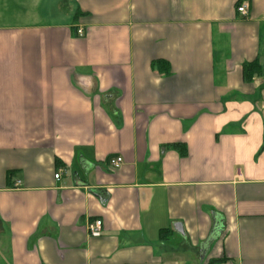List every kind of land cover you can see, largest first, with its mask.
Instances as JSON below:
<instances>
[{
  "label": "crops",
  "instance_id": "0c3cea01",
  "mask_svg": "<svg viewBox=\"0 0 264 264\" xmlns=\"http://www.w3.org/2000/svg\"><path fill=\"white\" fill-rule=\"evenodd\" d=\"M254 62L264 0H0V264H264Z\"/></svg>",
  "mask_w": 264,
  "mask_h": 264
},
{
  "label": "built area",
  "instance_id": "2783aa9c",
  "mask_svg": "<svg viewBox=\"0 0 264 264\" xmlns=\"http://www.w3.org/2000/svg\"><path fill=\"white\" fill-rule=\"evenodd\" d=\"M246 8L247 7L244 5L240 6L238 7L237 12L244 15ZM77 34L79 37L82 36V30H78ZM108 163H109L110 168L117 169L122 165L123 161L120 157H115V158H111ZM59 176L60 175L57 173L55 174L54 178L58 180ZM18 185H19V182H16L15 186L17 187ZM101 230H102V222L99 220L91 222L87 225V231L89 235L92 237H99L101 234Z\"/></svg>",
  "mask_w": 264,
  "mask_h": 264
},
{
  "label": "trees",
  "instance_id": "16d2710c",
  "mask_svg": "<svg viewBox=\"0 0 264 264\" xmlns=\"http://www.w3.org/2000/svg\"><path fill=\"white\" fill-rule=\"evenodd\" d=\"M244 76H250V75H261L262 69L257 63H249V65H245L243 68Z\"/></svg>",
  "mask_w": 264,
  "mask_h": 264
},
{
  "label": "water",
  "instance_id": "95a60500",
  "mask_svg": "<svg viewBox=\"0 0 264 264\" xmlns=\"http://www.w3.org/2000/svg\"><path fill=\"white\" fill-rule=\"evenodd\" d=\"M262 71H263V75H264V66H263V68H262ZM175 230H176L177 232H179V233H182V228H181L180 226L175 227Z\"/></svg>",
  "mask_w": 264,
  "mask_h": 264
}]
</instances>
